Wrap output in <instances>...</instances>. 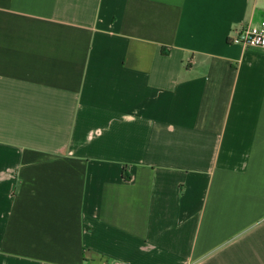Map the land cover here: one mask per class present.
<instances>
[{"label": "crops", "instance_id": "0c3cea01", "mask_svg": "<svg viewBox=\"0 0 264 264\" xmlns=\"http://www.w3.org/2000/svg\"><path fill=\"white\" fill-rule=\"evenodd\" d=\"M263 20L0 0V264H264Z\"/></svg>", "mask_w": 264, "mask_h": 264}, {"label": "built area", "instance_id": "2783aa9c", "mask_svg": "<svg viewBox=\"0 0 264 264\" xmlns=\"http://www.w3.org/2000/svg\"><path fill=\"white\" fill-rule=\"evenodd\" d=\"M232 43L264 50V20L258 25L243 28L237 36L232 38Z\"/></svg>", "mask_w": 264, "mask_h": 264}, {"label": "trees", "instance_id": "16d2710c", "mask_svg": "<svg viewBox=\"0 0 264 264\" xmlns=\"http://www.w3.org/2000/svg\"><path fill=\"white\" fill-rule=\"evenodd\" d=\"M164 54H167L166 51L163 52Z\"/></svg>", "mask_w": 264, "mask_h": 264}]
</instances>
